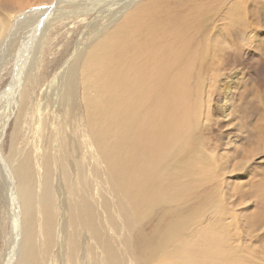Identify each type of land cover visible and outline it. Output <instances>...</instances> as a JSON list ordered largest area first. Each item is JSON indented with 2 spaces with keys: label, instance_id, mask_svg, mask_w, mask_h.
<instances>
[{
  "label": "bare ground",
  "instance_id": "6f19581e",
  "mask_svg": "<svg viewBox=\"0 0 264 264\" xmlns=\"http://www.w3.org/2000/svg\"><path fill=\"white\" fill-rule=\"evenodd\" d=\"M17 4L0 19V75L6 66L12 71L0 95V205L11 220L0 264L229 263L242 240L240 231L227 234L223 215L199 235L193 225L172 222L140 253L132 240L135 226L156 217V208L186 200L195 176L203 181L199 171L217 165L212 152H205L206 161L191 152L204 103L200 71L208 61L192 34L200 30L204 6L169 0ZM79 20L90 21L38 95L49 30ZM87 155L93 170H86ZM103 184L113 207L102 198ZM214 207L218 217V196ZM248 225L263 229L264 210Z\"/></svg>",
  "mask_w": 264,
  "mask_h": 264
},
{
  "label": "rangeland",
  "instance_id": "374dc122",
  "mask_svg": "<svg viewBox=\"0 0 264 264\" xmlns=\"http://www.w3.org/2000/svg\"><path fill=\"white\" fill-rule=\"evenodd\" d=\"M17 2L22 6L27 5L28 8L49 6L54 0H0V19L6 15L4 10L13 11L19 7ZM169 2L180 3L184 7L204 6V21L201 20L200 30L192 34L194 39L204 45L208 61L200 71L203 88L200 98L202 97L204 103L201 117L199 120L197 118L199 126L194 132L195 138L192 141L194 150L191 152H201L197 161L202 158L206 161L205 152H212L217 165L212 167L210 163L199 171L203 181L195 176V183L191 191L186 194V200L156 208V214L159 212L156 217L148 218L140 226H135L132 230L134 246L140 253L143 244L155 236H162L175 221L186 228L193 225V233L199 235L206 229L218 225L217 219L223 215L226 219L222 223L227 228V234L234 235L240 231L238 240L239 238L242 240V243H239L240 247L235 248L239 253L227 264H264V227L253 232L254 228L251 229L248 225L249 219L260 215L264 210V187H261L264 186L262 184L264 182V0H169ZM90 20L83 22L79 20L69 25H54L49 30V39L41 54L43 58L39 68L38 95L45 90L47 81L54 75L59 64L69 57L73 43L79 34L85 31L84 26ZM11 72L10 66H6L0 75V95L10 84ZM206 111L209 112L210 117L207 116L209 120H206L204 114ZM12 116L1 140L3 156L7 154L9 147L14 121ZM202 145L203 149L200 148ZM86 157L89 163L86 170H93L92 160L88 155ZM246 159H249V162L242 165ZM204 178L211 183L204 184ZM259 181L262 182L258 183ZM213 183H219V190L216 192L212 191ZM259 184H262L260 188L263 190L260 188L258 190ZM213 192L221 202L223 213H217L218 217H213L211 213L216 201V196H210ZM102 198L107 205L113 207L115 201L110 195L108 185L103 184ZM110 214L114 216V213ZM201 215L203 220H198ZM120 222L117 219L114 224L117 223L119 228ZM10 224V217L8 218L6 211L0 205V251L4 250V239L6 232H9ZM212 233L217 234L214 229ZM108 235L112 237L114 235L117 240L115 234ZM121 235L124 236L120 234V239ZM234 238L233 243L236 245L238 240ZM207 245L204 244L205 249ZM153 247L156 249L157 245L154 244ZM196 247L200 250L198 245ZM201 258L202 256L199 260Z\"/></svg>",
  "mask_w": 264,
  "mask_h": 264
}]
</instances>
